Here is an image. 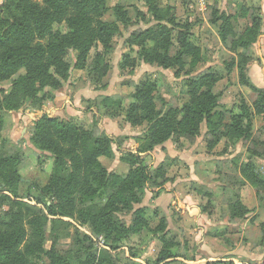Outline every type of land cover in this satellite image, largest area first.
Here are the masks:
<instances>
[{
  "label": "trees",
  "instance_id": "trees-1",
  "mask_svg": "<svg viewBox=\"0 0 264 264\" xmlns=\"http://www.w3.org/2000/svg\"><path fill=\"white\" fill-rule=\"evenodd\" d=\"M255 12V9L242 8L238 17L247 18L250 14L252 22L240 34L232 27L235 16L230 13L216 12L212 21L214 25H221L222 41L234 37L238 58L231 68L238 70L239 85L256 94L253 105L243 99L238 111L234 105L226 110L228 116L219 111L221 98L213 93L219 80L211 73L190 81V104L182 111L170 110L163 116L166 102L159 96L156 82L146 78L136 86L132 102L124 113L125 121L132 127L148 123L149 131L144 137L135 138L134 153L124 158L131 167L130 172L121 176L110 173L102 164L105 159L116 158L117 139L106 133L95 136L74 121L52 117L47 104L56 99L53 91L66 87L72 68L76 71L87 69L92 53L90 66L95 81L100 83L106 77L111 69L108 57L113 42L122 34L120 27L131 24L127 11L116 7L115 20L107 22L103 19L108 13L107 0H0V82L11 83L9 92L0 89V146L4 143L7 115L33 107V112L27 110L35 125L31 143L42 152L41 161L48 158L54 162L51 179L40 191L36 205H43L50 215L61 214L89 224L115 249L131 234L120 213L134 214L135 232L148 227L143 208H135L142 204L146 191L162 187L164 182L161 181L166 178V165L151 170L142 158L144 153L177 136L198 139L203 126L214 136L210 145H217L221 138L238 144L250 139L255 118L264 117V89L257 88L249 76L254 62L249 51L262 30V17ZM158 21L156 27L134 35L132 44L140 49L138 58L125 56L120 64L122 70L134 69L140 61L163 69L184 67L186 57L195 54V47L184 36L182 49L172 56V28ZM63 24L67 25L68 32L60 30ZM167 24L172 26L170 21ZM70 49L76 53L74 66L67 61ZM23 69L26 74L20 75ZM112 106L109 107L115 109L114 115L123 113L119 104ZM227 119L229 122L225 121ZM20 165L19 156L0 155V204L10 207L0 219V264H75L57 252L58 239L47 242L43 217L35 215L36 219L29 220V232L22 225L26 217L25 206L19 200V188L23 183ZM241 174L253 187L264 186V178L258 176L259 171L252 164L243 165ZM80 198H89L92 202L98 199L102 206L77 209ZM252 212L240 200L233 205L231 217L244 219ZM162 214L160 224L150 233L164 245L159 263L171 264L169 223L165 213ZM95 260L90 254L77 264H95ZM106 263L108 260L103 256L97 264Z\"/></svg>",
  "mask_w": 264,
  "mask_h": 264
},
{
  "label": "rangeland",
  "instance_id": "rangeland-1",
  "mask_svg": "<svg viewBox=\"0 0 264 264\" xmlns=\"http://www.w3.org/2000/svg\"><path fill=\"white\" fill-rule=\"evenodd\" d=\"M203 3L204 11L200 10L198 0H107L108 13L103 17L105 21L115 20L116 7H123L131 19L129 26L121 25L122 34L113 42L108 57L111 66L109 73L100 83L95 81L90 66L92 53L86 70L76 71L72 68L66 87L53 91L56 99L47 104L50 116L74 121L95 136L106 133L118 140L116 158L102 161L110 173L124 176L130 172L131 167L124 158L128 159L129 153H134L135 138L144 137L149 131L148 123L132 127L125 121L124 113L132 102L131 96L136 86L146 78L156 82L159 96L166 102L164 108L159 104L163 108V116L170 110L182 111L190 104V81L208 74H213L219 80L213 89V93L221 98L219 111L226 113L233 105L238 111L245 97L251 106L255 102L253 93H241L235 83V80L239 83V76L238 70L231 68L238 58L233 46L234 37L229 36L227 42L222 41L221 25H214L212 21L216 12L230 13L235 16L233 29L238 34L243 33L252 22L251 15L247 18L238 16L242 8L247 7L255 9L256 15L262 17L263 28L259 0H251L249 4H228L226 0H203ZM158 20L172 28V56L182 49L181 39L184 36L195 47V54L186 57L184 67L163 69L140 61L138 67L122 70L120 64L125 56L138 58L140 49L132 44L134 35L156 27L160 23ZM168 21L172 26L167 24ZM60 30L69 31L66 24ZM258 41L249 51L254 62L261 57ZM75 56L76 53L70 49L67 61L72 66ZM19 74L25 75L26 71L23 69ZM10 87V82H0V89L9 92ZM116 103L121 106L123 113L114 115L115 109L109 106L116 107ZM29 109L31 112L35 110L30 106L7 115L0 155H17L21 160L23 183L19 188V200L25 206L23 213L26 219L22 225L26 232L30 230L28 222L31 218L36 219L35 215L43 217L46 221L44 234L47 242L58 239L56 250L65 259L77 264L91 254L96 258L95 264L100 263L103 256L109 264H160L159 257L164 245L150 230L160 224L164 212L169 223L167 232L171 244V264H261L264 261V186L253 187L241 174L243 165L252 164L259 171L257 175L264 178V117L255 118L252 137L239 144L221 138L222 141L217 145H210L214 136L203 126L198 139L177 136L173 141L144 153L142 158L151 170L166 165V178L161 181L164 182L162 187L146 191L142 204L135 208H143L148 227L135 232L134 214L128 211L120 213L131 234L114 249L107 244L104 235L97 234L89 224L61 214L50 215L43 205H36L40 191L51 179L54 162L48 158L41 161L39 156L42 152L31 143L35 125L27 113ZM225 121L229 122L228 119ZM194 152L197 153L194 157L195 166L190 167V162L180 159L181 154L189 156ZM247 185L253 191H245L244 201L251 208L255 207L256 202L258 208L244 219L232 218L233 205L241 200L239 191ZM88 206L101 207L102 203L98 199L92 202L89 198H80L77 202V209ZM190 208L197 211L191 212ZM9 210L10 207L0 204V219ZM203 216L211 221L206 222ZM198 235L202 240L196 238ZM205 239L213 247L205 249ZM100 240L104 241L103 246ZM234 244L241 245L240 250L244 253H232L238 249Z\"/></svg>",
  "mask_w": 264,
  "mask_h": 264
},
{
  "label": "crops",
  "instance_id": "crops-1",
  "mask_svg": "<svg viewBox=\"0 0 264 264\" xmlns=\"http://www.w3.org/2000/svg\"><path fill=\"white\" fill-rule=\"evenodd\" d=\"M226 1H227L228 4H233V3H235V4L236 3H248L249 4L251 2V0H226ZM259 7L261 8L262 13H263V28H262V34H261V36L259 38V41H258L259 54L261 55V57H258V59L250 66L249 76H250V79L252 80L253 84L257 88L264 89V0H259ZM235 83L239 87L241 93H243V94L253 93L255 95L254 98L256 100V94L251 89H249L247 87H242L241 85H239V83H237L236 80H235ZM245 99H247V98L245 97ZM164 148H166V146ZM190 152H192V149H191ZM195 154H197V153L194 152L192 155L190 154L189 156H188V154H181L180 155V159H186L187 162H190V163H188L190 165V167H192V166H195V162H194L195 159H196V158H194L195 157ZM251 189L252 188L247 185V186H244L241 191H239V193L241 194V196H240L241 197V200H242V202L244 204H246L245 201H244L245 200L244 193H245L246 190H248L249 192L252 193L253 190H251ZM160 200H161V198H160ZM158 203H160L159 202V199H158ZM254 204H255L254 205L255 207H252L251 208V207L248 206V208L250 210H252V211H255L258 208L257 207V203L255 202ZM190 211L191 212H194V211L196 212L197 209L190 208ZM255 213L257 214L258 212H255ZM203 218H204V216H203ZM203 220H205L206 222L207 221L208 222L211 221L210 219H207V218H204ZM196 238H198V239L200 238L202 240V237L199 236V235ZM234 246H237L238 249H234L232 251V253H234V252H241V250H240L241 245L234 244ZM204 247H205V249H209V248L213 247V244L211 242H207V240L205 239ZM212 253H214V252H212ZM241 253H244V251H242ZM237 254H239V253H237ZM225 255H228V254H225Z\"/></svg>",
  "mask_w": 264,
  "mask_h": 264
},
{
  "label": "built area",
  "instance_id": "built-area-1",
  "mask_svg": "<svg viewBox=\"0 0 264 264\" xmlns=\"http://www.w3.org/2000/svg\"><path fill=\"white\" fill-rule=\"evenodd\" d=\"M198 2L200 3V10L201 11H204L205 10V4L203 3V0H198ZM263 171V173H264V169L262 170ZM100 244L103 246L104 245V241L103 240H100Z\"/></svg>",
  "mask_w": 264,
  "mask_h": 264
}]
</instances>
